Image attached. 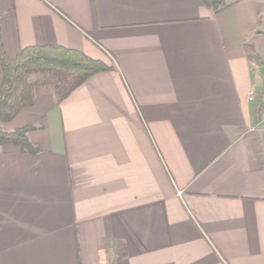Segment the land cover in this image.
I'll return each instance as SVG.
<instances>
[{
    "label": "crops",
    "instance_id": "obj_1",
    "mask_svg": "<svg viewBox=\"0 0 264 264\" xmlns=\"http://www.w3.org/2000/svg\"><path fill=\"white\" fill-rule=\"evenodd\" d=\"M0 42L110 67L1 124L0 264H264V0H0Z\"/></svg>",
    "mask_w": 264,
    "mask_h": 264
},
{
    "label": "trees",
    "instance_id": "obj_2",
    "mask_svg": "<svg viewBox=\"0 0 264 264\" xmlns=\"http://www.w3.org/2000/svg\"><path fill=\"white\" fill-rule=\"evenodd\" d=\"M217 13L236 0H202ZM264 66V61L261 63ZM0 123L10 121L23 107L31 105L37 87H45L55 103L62 101L79 84L94 73L110 69L99 60L62 46H28L8 57L0 42ZM261 96H264L261 95ZM259 107L262 104L259 103ZM25 126L11 132L0 129L1 143H18L32 150Z\"/></svg>",
    "mask_w": 264,
    "mask_h": 264
},
{
    "label": "water",
    "instance_id": "obj_3",
    "mask_svg": "<svg viewBox=\"0 0 264 264\" xmlns=\"http://www.w3.org/2000/svg\"><path fill=\"white\" fill-rule=\"evenodd\" d=\"M260 72H261L262 76L264 77V66H262V67L260 68Z\"/></svg>",
    "mask_w": 264,
    "mask_h": 264
},
{
    "label": "rangeland",
    "instance_id": "obj_4",
    "mask_svg": "<svg viewBox=\"0 0 264 264\" xmlns=\"http://www.w3.org/2000/svg\"><path fill=\"white\" fill-rule=\"evenodd\" d=\"M44 88H45V87H44ZM46 89H47V88H46ZM3 123H6V122H2V123H0V129H1V130H3L2 127H1V124H3ZM15 130H16V129H15ZM13 131H14V130H13ZM10 132H11V131H10Z\"/></svg>",
    "mask_w": 264,
    "mask_h": 264
},
{
    "label": "built area",
    "instance_id": "obj_5",
    "mask_svg": "<svg viewBox=\"0 0 264 264\" xmlns=\"http://www.w3.org/2000/svg\"><path fill=\"white\" fill-rule=\"evenodd\" d=\"M251 99H253L254 98V94L253 93H251V97H250Z\"/></svg>",
    "mask_w": 264,
    "mask_h": 264
}]
</instances>
